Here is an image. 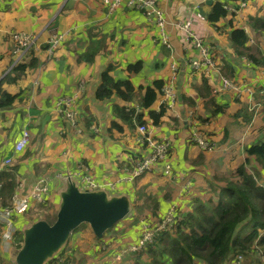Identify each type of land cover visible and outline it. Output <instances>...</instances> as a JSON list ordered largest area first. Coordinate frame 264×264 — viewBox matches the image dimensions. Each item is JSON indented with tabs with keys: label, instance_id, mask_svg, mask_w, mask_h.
Segmentation results:
<instances>
[{
	"label": "crops",
	"instance_id": "crops-1",
	"mask_svg": "<svg viewBox=\"0 0 264 264\" xmlns=\"http://www.w3.org/2000/svg\"><path fill=\"white\" fill-rule=\"evenodd\" d=\"M207 1L158 0L171 23L193 19L196 32L211 47L214 68L196 64L202 61L200 51L172 24L167 31L173 50L167 49L154 17L140 9L123 6L110 11L102 0H0V81L8 74L14 77L12 69L19 63L37 61L20 78L3 84L17 98L10 108L0 109V169L14 173L13 194L26 195L38 179L45 177L50 187L45 203L34 202L27 211L14 214L16 239L8 247L0 243V264H14L13 250L19 248L29 225L39 219L50 221L34 212L40 204L56 209V216L64 178L74 176L78 169L89 171L99 182H114V188L105 190L129 195L132 210L102 238L96 237L85 223L73 234L88 225L96 241L84 235L81 239L91 240L94 245L83 248L85 254H78L74 246L73 250L69 248L71 236L50 262L56 258L61 261L58 264H135V253H127L122 259L116 256L139 241L146 225L157 224L172 207L184 216L194 207L195 200L213 197V187L222 185L225 176L247 163L248 146L264 132V65L256 66L238 56L228 32L232 27L243 28L249 35V45L259 47L264 56V32L250 25L251 17H264V0H249L241 9H236L238 0H213L212 4ZM217 2L228 5L229 13L216 27L206 15ZM17 30L38 38L32 54L21 61L11 39V33ZM53 32L64 35V39L50 55L47 41ZM172 61L179 71L177 103L155 124L151 114L162 109V90L155 85L169 79ZM137 63L141 64L139 69H129ZM224 63L234 70L231 86H225L218 73ZM109 66L115 79L133 83L135 92L130 100L118 95L96 98V89ZM204 77H208L209 90L201 93ZM148 88L156 89L157 98L150 106H144ZM63 95L77 97L81 133L55 109ZM252 97L257 102L256 112L251 110ZM116 106L127 114L133 113L132 122L117 115ZM221 107L222 112L213 114ZM140 114L152 137L170 142L167 163L171 172H167V163L161 161L133 181L127 179L133 160L149 151L137 142L139 123L135 119ZM194 126L216 144L215 150L204 151L191 142ZM24 129L30 131L29 145L15 152V143ZM8 157L13 158V164L2 166ZM246 165L252 172L258 170L257 181L264 186V171L259 164L251 158ZM187 184L191 186L187 188ZM13 194H6L5 200L9 201ZM97 244L100 247L95 251ZM139 263L148 264L149 259L142 257ZM243 264L262 262L256 254L249 253Z\"/></svg>",
	"mask_w": 264,
	"mask_h": 264
},
{
	"label": "trees",
	"instance_id": "trees-1",
	"mask_svg": "<svg viewBox=\"0 0 264 264\" xmlns=\"http://www.w3.org/2000/svg\"><path fill=\"white\" fill-rule=\"evenodd\" d=\"M228 13L225 4L217 2L206 17L217 27V22ZM250 25L253 29L264 32V17H251ZM228 36L231 47L238 56L246 58L256 66L264 65L260 48L249 45V35L243 28L232 27ZM36 65V59H32L30 63H19L12 69L16 73L14 77L8 74L0 81V109L10 108L17 98V95L4 89V82L17 80L28 67ZM224 65H219L221 72L231 79L234 76L233 67L231 69L226 63ZM140 66L141 64L137 63L130 65L129 69L137 70ZM111 69L109 66L103 72L102 82L96 89V98L103 100L118 95L130 100L135 92L133 83L129 79H115L111 75ZM163 85L162 82H157L155 87L161 90ZM201 88V93L209 90L208 77H204ZM156 98V89L148 88L143 97L144 106H150ZM166 110L167 108L162 107L160 113L152 112L155 124H158ZM222 110V107L214 110L213 114ZM115 112L126 121L132 122L133 113L127 114L125 109L119 106L115 107ZM135 120L139 124L144 123L142 114L137 115ZM246 120L250 121L251 116L246 117ZM113 125L118 126L116 123ZM247 153V163L240 165L236 173L225 176L222 185L214 186L213 197L206 201L195 200L194 207L179 220L174 232L161 231L152 243L136 252L135 264H140L142 257L149 259L148 264H196L197 260L206 264H230L235 256L246 257L257 246L264 251V236H259V231L264 229V186L257 181L258 170L252 172L246 165L250 164L253 158L264 171V132L248 146ZM0 180L3 184V197L13 194L16 187L14 173L2 171ZM244 226H249L250 229L244 236H240L239 230ZM58 262L61 261L55 258L49 264Z\"/></svg>",
	"mask_w": 264,
	"mask_h": 264
},
{
	"label": "built area",
	"instance_id": "built-area-1",
	"mask_svg": "<svg viewBox=\"0 0 264 264\" xmlns=\"http://www.w3.org/2000/svg\"><path fill=\"white\" fill-rule=\"evenodd\" d=\"M110 11H117L123 6L140 9L149 16H153L158 27V35L161 37V42L170 51L173 50V45L170 40L167 26L172 24L183 32L186 39L191 41L194 46L200 51L202 61L196 62L198 65H204L206 67L215 66V61L211 51V47L197 35L192 29L193 19L189 18L183 22L171 23L165 17L163 10L159 6L158 0H102ZM249 0H238L236 9H241L247 6ZM228 5H225L227 8ZM12 43L14 45V53L18 57V60H24L32 54L33 49L37 46L38 38L32 33L26 31H13L11 33ZM64 35L56 32L51 33L47 43V51L50 55L58 50L62 45ZM172 56V55H171ZM173 57V56H172ZM221 81L225 86L233 85L232 79L224 76L221 69H218ZM178 65L175 61L171 62V76L164 83L162 87V107L172 108L177 103L178 92L176 88V80L178 76ZM221 72V73H220ZM83 87V84H81ZM252 108L256 112L257 102L254 97L251 98ZM55 109L58 115L69 123L78 133L82 132V126L80 123L79 114L77 111V97L75 95H63L60 96L55 104ZM246 138V133L242 136ZM241 138V139H242ZM190 140L195 143L199 148L204 151H212L216 149V144L207 137V135L194 126L190 133ZM30 142V131L24 129L21 137L16 141L14 149L15 152L23 151ZM139 145L149 148L147 154L143 157H138L133 160L132 168L129 170V176L127 179L136 180L143 173L150 171L156 164L161 161L168 162L170 153V142L167 139H156L152 137L149 127L146 124L138 125V138ZM13 164V158H6L2 166H11ZM167 172H171V167L166 164ZM3 168L0 169V173ZM71 175V174H70ZM73 176V175H72ZM63 177V176H62ZM74 177L78 181V185L82 190H98V189H112L115 187L114 182L105 181L99 182L89 172L82 169H78L74 174ZM191 185L187 184L189 188ZM3 184L0 180V243L3 246L8 247L10 241L16 239V229L13 224V216L16 213L25 212L30 208V205L34 202L45 203L47 201V195L50 191L49 179L47 177L40 178L32 185L24 196L13 194L9 201H5L3 194ZM183 218L181 213H178L175 207H172L164 216V218L157 224L146 225L142 231L141 237L137 243L130 245L127 249L120 252L116 259H122L127 253H136L144 249L147 245L152 243L161 231L174 232L179 225V220ZM259 236H264V229L260 232ZM21 241L18 245H22ZM250 253L256 254L264 264V251L260 246H257ZM245 256L237 255L233 258L230 264H243Z\"/></svg>",
	"mask_w": 264,
	"mask_h": 264
},
{
	"label": "water",
	"instance_id": "water-1",
	"mask_svg": "<svg viewBox=\"0 0 264 264\" xmlns=\"http://www.w3.org/2000/svg\"><path fill=\"white\" fill-rule=\"evenodd\" d=\"M206 3L212 4L213 0ZM199 10L202 16L206 15L202 7ZM64 181L55 219H39L25 229L22 245L13 250L14 264H49L82 224H89L96 237L102 238L132 210L127 194H110L105 189L82 190L72 175Z\"/></svg>",
	"mask_w": 264,
	"mask_h": 264
},
{
	"label": "rangeland",
	"instance_id": "rangeland-1",
	"mask_svg": "<svg viewBox=\"0 0 264 264\" xmlns=\"http://www.w3.org/2000/svg\"><path fill=\"white\" fill-rule=\"evenodd\" d=\"M191 29L195 30L194 22L192 23ZM195 32H196V30H195ZM196 34L198 35L197 32H196ZM253 172H255V170H253ZM257 177L259 178L258 175H257ZM55 210H53V208H51L49 206H46L45 204L44 205L40 204L39 207H37V209L34 210V212H36L37 215L38 214L42 215L44 218L45 217H49L50 221H53L55 219V217H56L55 214H54ZM53 214H54V216H53ZM33 215H35V213ZM125 226H127V224H125ZM249 229H250L249 226H244L243 228H240V230H239L240 236H244L248 232ZM82 235H84V237L90 236L94 240V238H93V236H92V234L90 232V228H88V225L84 226L79 232L74 233L72 235V237H71L72 240L70 242L69 248H71V250H73L72 246H74L76 248L78 254H85L84 252H82V249L83 248L92 247V245H94L93 243L91 244V240H86V239L83 240V239H81ZM95 241L96 240H94V242ZM99 247H100L99 244H97L95 246V251H98ZM118 249L120 250L121 247H119ZM196 264H203V262H200L199 260H197Z\"/></svg>",
	"mask_w": 264,
	"mask_h": 264
}]
</instances>
